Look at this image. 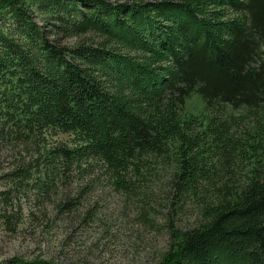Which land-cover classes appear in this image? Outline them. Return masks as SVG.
<instances>
[{"label": "trees", "instance_id": "trees-1", "mask_svg": "<svg viewBox=\"0 0 264 264\" xmlns=\"http://www.w3.org/2000/svg\"><path fill=\"white\" fill-rule=\"evenodd\" d=\"M193 92L245 115L186 114ZM61 133L67 148L46 145ZM3 141L46 183L87 163L127 189L169 160L173 213L191 200L198 218L169 220L151 264H264V0H0Z\"/></svg>", "mask_w": 264, "mask_h": 264}, {"label": "rangeland", "instance_id": "rangeland-1", "mask_svg": "<svg viewBox=\"0 0 264 264\" xmlns=\"http://www.w3.org/2000/svg\"><path fill=\"white\" fill-rule=\"evenodd\" d=\"M57 38L61 45L76 43L74 37L58 34ZM204 106L193 92L184 111L200 120L217 113L219 119L231 120L245 115L242 109L224 105L218 110ZM68 139L61 133L46 145L67 148ZM12 147L0 142L1 264L13 257H39L59 264H151L168 245L169 220L184 229L198 218L191 200L173 213L169 160L147 161L142 176L129 173L127 189L116 188L109 173L98 167H92L95 171L91 173L87 163L63 162L58 174L46 183L47 178L33 169L21 177L24 166L18 160L36 162Z\"/></svg>", "mask_w": 264, "mask_h": 264}]
</instances>
